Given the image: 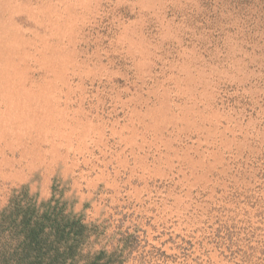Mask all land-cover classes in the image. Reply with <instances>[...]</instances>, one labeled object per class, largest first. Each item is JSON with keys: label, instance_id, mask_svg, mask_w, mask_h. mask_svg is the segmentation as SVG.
Wrapping results in <instances>:
<instances>
[{"label": "rangeland", "instance_id": "obj_1", "mask_svg": "<svg viewBox=\"0 0 264 264\" xmlns=\"http://www.w3.org/2000/svg\"><path fill=\"white\" fill-rule=\"evenodd\" d=\"M30 239L264 264V0H0V264Z\"/></svg>", "mask_w": 264, "mask_h": 264}, {"label": "trees", "instance_id": "obj_2", "mask_svg": "<svg viewBox=\"0 0 264 264\" xmlns=\"http://www.w3.org/2000/svg\"><path fill=\"white\" fill-rule=\"evenodd\" d=\"M32 240H33V238H32ZM38 242H39V240H36L35 242H31V239H30V242L26 244L27 248H30V246H33L34 244H36V246L34 247V249L36 250L35 259L34 260H31L29 262L27 261L28 264H41V261L42 260L41 259L40 260L38 259V256L41 255V253L38 252V251L41 250V247L37 244ZM48 246L49 245H45L44 248L47 250L49 248ZM28 253L29 252L26 251L25 253H23L22 256H19L18 259H21L22 257H26L27 258L28 255H29ZM9 259H10V257L4 259L3 262L4 263H7L9 261ZM54 261H55V259L54 260H51V261H48V263H46V264H54ZM56 261H57V259H56ZM19 262H20V260L17 261V263H19Z\"/></svg>", "mask_w": 264, "mask_h": 264}]
</instances>
